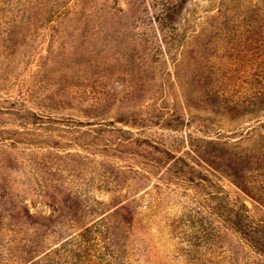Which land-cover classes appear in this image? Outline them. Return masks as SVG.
<instances>
[{
    "label": "rangeland",
    "instance_id": "rangeland-1",
    "mask_svg": "<svg viewBox=\"0 0 264 264\" xmlns=\"http://www.w3.org/2000/svg\"><path fill=\"white\" fill-rule=\"evenodd\" d=\"M219 1L191 0L188 3L184 16L191 19L190 33L194 36L199 31L204 35L191 38L188 46L191 54H185H190L191 60L180 64L184 42L174 47L172 58L163 53L156 24L148 20L150 13L145 11V0H0V127L6 128V124L17 121L16 116L4 113L8 105L33 111L44 120L65 124H71L69 119L76 124L81 121L83 125L75 126L81 131L91 127L87 123L108 122L123 114L134 117L136 124L124 126L141 138L138 145H133L134 149L150 152V147L143 142L148 139L184 156L206 178L202 182L208 184L211 178L230 199L244 202L249 213L264 223V205L244 192L229 175L238 169L237 163H231L232 170L227 164L211 162L215 159L210 155H225L231 149L253 147L260 141L256 134L249 136L252 126L256 125L252 116H228L222 114L216 104L221 99L217 96L218 90L226 85L225 80H220L227 72L223 62L231 45L227 43L231 41L228 34L226 38H216L223 33L222 28L234 31L239 27L208 24L218 12ZM261 33L264 35V27ZM231 43L234 46L237 41ZM198 50L205 54L203 60L197 58ZM259 70L256 64L252 65L251 72ZM186 80L192 81L196 90L207 91L206 101L190 97ZM64 123L49 126L67 127ZM116 124L123 126L120 122ZM41 135L43 133L31 131L17 138L25 140L23 137L27 136L37 142ZM65 136L73 137L72 134ZM11 143L10 140L0 141V152L18 160L7 171L18 193L25 185L24 171L32 172L34 167V163L27 160L31 154H46L52 159L68 151L89 155V160L80 159L86 177L91 179V171L96 177L87 185H78L82 178L71 182L67 169L70 164L58 160L60 171L67 176L63 180L66 187L77 189L85 203H104L99 205L98 213L78 215L82 217L80 225L91 223L121 201L133 199L140 205L133 231L126 238L119 233L117 245L110 243L111 247H104V251L111 250L112 254L106 264H195L184 252L189 244L174 228L189 231L191 227L187 224L198 210L210 218L205 219L207 223H212V239L198 245L204 250L202 258L208 264H230L232 257L236 264L253 262L255 253L241 235L229 229L220 214L209 215L208 192L215 188L192 184L180 177L167 176L169 179L161 181L159 177L168 161L156 168L154 174L140 180L130 173L132 163L116 158L112 150L96 148L99 152L94 154L78 145L51 147ZM236 144L239 147L233 149ZM199 155L207 157L209 164ZM100 161L116 165L119 169L114 170L115 174L124 172V184L116 188L101 184L97 174ZM51 166L54 169L56 164ZM132 166L138 168L135 164ZM20 195L31 205L32 212H51L52 207L46 201L36 202L34 196L27 193ZM68 204L72 207L66 212H76L75 203ZM65 232L67 236L73 230ZM209 247H213L214 253L207 261ZM0 249L5 253L6 247ZM95 253L99 255V247ZM98 261L100 259L96 258V263Z\"/></svg>",
    "mask_w": 264,
    "mask_h": 264
},
{
    "label": "trees",
    "instance_id": "trees-1",
    "mask_svg": "<svg viewBox=\"0 0 264 264\" xmlns=\"http://www.w3.org/2000/svg\"><path fill=\"white\" fill-rule=\"evenodd\" d=\"M190 1L145 0V11L150 13L148 20L151 24L152 22L156 24L157 39L162 43L163 53L172 58L175 54L174 47L184 42L181 44L183 59L180 64L191 60L188 47L191 38L204 35L199 31L194 36L190 33L191 19L184 16ZM219 4L218 12L208 24L215 23L224 26L232 24L239 27L234 31H231L229 27L222 28L223 33L217 35L216 38L218 40L226 38L228 34L227 38L237 41L233 46L231 41L227 40V43L231 44L228 45V52H225L226 58L223 62V66L227 67V72L221 76L222 80L219 79L220 82L225 80L226 85L218 90L217 96L221 99L216 104L222 114L252 116L256 125L252 126L249 136L256 134L260 141L256 142L253 147L231 149L225 155H210L217 160L211 162L227 164V168L232 170L231 163L236 162L238 169H234L229 175L244 192L264 205V35L261 33V28L264 27V0H220ZM240 27L242 28L239 30ZM189 52L190 54L186 56ZM196 54H199L197 58L200 60L205 58V54L199 50ZM253 64L261 70L251 72ZM202 78L203 76L200 81ZM191 82L186 80L188 84L186 89L190 97L206 101L207 91L196 90ZM6 109L4 113L9 117L16 116L17 121L6 124L5 126H8L6 128L0 127V141L10 140L11 144L21 142L48 144L51 147L78 145L86 152L94 154L99 152L95 151L96 148L112 150L117 154L116 158L132 163L129 165L130 173L138 176L140 180L154 174L156 168L168 161L159 177L161 181L169 179L167 176L180 177L192 184L215 188L208 192L209 198L206 203L209 215L220 214L222 220L228 224V228L238 232L255 253L252 264H264V223L249 213L244 202L230 199L225 190L212 182L211 178L208 179V184L202 182L206 178L184 156L176 155L163 145L148 139H143V142L144 145L150 147V152H139L134 149L133 145H138L141 138L130 129H125L124 126L136 124L138 122L136 118L125 117L123 114L116 120L87 123L86 125L91 127L81 131L75 127L83 125L81 121L76 124L72 123L73 119H69L68 122L71 124H65L54 120H44L33 111L13 105H8ZM117 122L123 126H118ZM57 123H64L67 127L52 128L49 126ZM31 131L41 132L43 135L37 139V142L30 141L36 139L27 136L23 137L25 140L17 138L24 134L29 135ZM76 133L80 135L74 136ZM65 134H72L73 137H67ZM45 135H48L47 139H43ZM235 147L239 146L237 144L232 146L233 149ZM127 155L131 157L127 159L125 157ZM199 156L209 164L207 157ZM230 157L234 159L229 160ZM59 159L70 164L67 169L71 175V182L82 178L78 185H87L90 180L96 179L94 171H91L93 175L90 179L86 177V169L81 168L80 159H91L88 154L68 151L55 159L46 154L40 156L31 154L27 160L34 163V167H32V172L24 171L27 176L23 180L25 185L19 190L21 193H18L13 189L15 188L14 181L7 174V171L12 169L18 160L0 152V247H6L5 253L0 249V264H106L112 254L111 250L104 251V247H111L110 243L117 245L119 233L126 238L133 231L140 206L133 199L126 202L121 201L114 206V209H108L105 214L96 217L91 223L80 225L82 218L79 217L80 214L86 216L98 213V208L104 203L96 201L98 206L85 203L81 200L77 189L66 187L67 183L63 180L67 176L60 171L62 167ZM52 163L56 164L54 169L51 166ZM99 164L97 174L100 176L98 180L101 184L108 187L113 185L115 188L124 184L126 174L120 171L115 174L114 170L119 169L116 165L104 161H100ZM133 164L138 168L133 169ZM24 193L33 195L36 202L46 201L52 207L51 212L48 214L40 211L32 212L31 205L20 197V194ZM72 201L76 205V212L67 213V208L72 207L68 203ZM205 219L210 220L198 210L197 215L191 222L189 221L190 224H187L191 227L189 231L174 228L177 233H182V238L189 244L184 252L195 264H208L206 259L202 258L204 250L198 247L202 242L212 239L210 236V224L212 223H207ZM68 229L73 232L66 236L65 231ZM98 247L100 253L96 255ZM209 248L207 261L214 253L213 247ZM96 258L100 259L98 263H96ZM232 260L230 264H236L234 257ZM215 264L227 263L216 262Z\"/></svg>",
    "mask_w": 264,
    "mask_h": 264
}]
</instances>
